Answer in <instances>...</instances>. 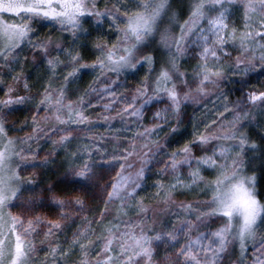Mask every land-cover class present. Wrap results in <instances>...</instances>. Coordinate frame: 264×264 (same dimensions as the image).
I'll list each match as a JSON object with an SVG mask.
<instances>
[{"label": "clouds", "instance_id": "obj_1", "mask_svg": "<svg viewBox=\"0 0 264 264\" xmlns=\"http://www.w3.org/2000/svg\"><path fill=\"white\" fill-rule=\"evenodd\" d=\"M0 264H264V0H0Z\"/></svg>", "mask_w": 264, "mask_h": 264}]
</instances>
